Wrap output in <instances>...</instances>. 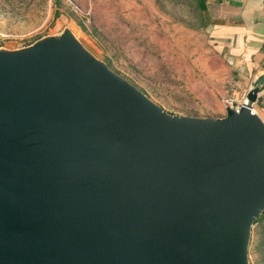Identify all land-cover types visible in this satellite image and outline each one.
Segmentation results:
<instances>
[{"label":"water","instance_id":"obj_1","mask_svg":"<svg viewBox=\"0 0 264 264\" xmlns=\"http://www.w3.org/2000/svg\"><path fill=\"white\" fill-rule=\"evenodd\" d=\"M261 91L176 115L68 29L0 48V264H248Z\"/></svg>","mask_w":264,"mask_h":264},{"label":"rangeland","instance_id":"obj_2","mask_svg":"<svg viewBox=\"0 0 264 264\" xmlns=\"http://www.w3.org/2000/svg\"><path fill=\"white\" fill-rule=\"evenodd\" d=\"M64 29L171 114L220 117L264 73L241 78L212 50L191 0H0V48ZM252 111L264 120L257 104ZM247 260L264 264V210L250 228Z\"/></svg>","mask_w":264,"mask_h":264},{"label":"crops","instance_id":"obj_3","mask_svg":"<svg viewBox=\"0 0 264 264\" xmlns=\"http://www.w3.org/2000/svg\"><path fill=\"white\" fill-rule=\"evenodd\" d=\"M191 1L209 47L230 63L239 77H255L264 71V0ZM261 92L254 104L264 115Z\"/></svg>","mask_w":264,"mask_h":264},{"label":"built area","instance_id":"obj_4","mask_svg":"<svg viewBox=\"0 0 264 264\" xmlns=\"http://www.w3.org/2000/svg\"><path fill=\"white\" fill-rule=\"evenodd\" d=\"M244 101V97H243V100L241 101V103ZM241 103L235 105L234 107L231 106L232 109H234L235 111H237L238 107L241 105ZM251 111H252V106H251Z\"/></svg>","mask_w":264,"mask_h":264},{"label":"trees","instance_id":"obj_5","mask_svg":"<svg viewBox=\"0 0 264 264\" xmlns=\"http://www.w3.org/2000/svg\"><path fill=\"white\" fill-rule=\"evenodd\" d=\"M257 219V218H256ZM256 219H255V221H256Z\"/></svg>","mask_w":264,"mask_h":264}]
</instances>
